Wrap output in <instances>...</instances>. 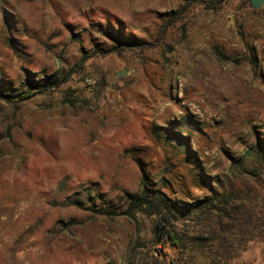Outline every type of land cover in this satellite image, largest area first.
<instances>
[{
    "label": "rangeland",
    "instance_id": "obj_1",
    "mask_svg": "<svg viewBox=\"0 0 264 264\" xmlns=\"http://www.w3.org/2000/svg\"><path fill=\"white\" fill-rule=\"evenodd\" d=\"M185 5L0 0V92L56 81L0 98V264H170L125 214L144 186L231 196V218L165 207L206 238L180 264H264V5Z\"/></svg>",
    "mask_w": 264,
    "mask_h": 264
},
{
    "label": "trees",
    "instance_id": "obj_2",
    "mask_svg": "<svg viewBox=\"0 0 264 264\" xmlns=\"http://www.w3.org/2000/svg\"><path fill=\"white\" fill-rule=\"evenodd\" d=\"M225 1L227 0H187V5H185L184 8L187 6H194L196 4L217 8ZM245 2L249 3V0H245ZM181 12L182 11L174 12L171 21H175ZM108 33L114 35L111 31H108ZM134 46L135 44L133 42H126L123 45V48H133ZM55 86L56 81L44 80L28 86L25 90L20 92H0V98L10 102L24 101L38 93H42L54 88ZM216 203L217 202L214 198H210L198 201L194 204L180 205L178 202L168 197V195L163 190L144 186L141 193L137 194L129 201L125 210V214L131 218H135L138 212L150 215L154 219L155 227L160 231L155 241L159 244L162 243L164 247H168L171 250L170 252L165 253L167 261L170 264H180L182 261L181 255L187 251L190 243H192L193 240H199V244L205 249L206 238L205 236L192 237L188 232L184 230H178L172 223L169 214L165 211V207L170 209L178 208L191 210L212 208L213 210L217 211V213H219L218 219L223 217L231 218L230 215H228L229 207H233L231 196L225 197L221 202H219V206H215ZM159 238H161V240H159ZM216 261L217 260L213 258V264H216ZM182 263L186 264L185 262Z\"/></svg>",
    "mask_w": 264,
    "mask_h": 264
},
{
    "label": "water",
    "instance_id": "obj_3",
    "mask_svg": "<svg viewBox=\"0 0 264 264\" xmlns=\"http://www.w3.org/2000/svg\"><path fill=\"white\" fill-rule=\"evenodd\" d=\"M249 2H250V4H251V6H252L253 8H255V9H260V8L263 7V5H264V0H249ZM123 74H125L124 71H120V72L118 73L119 76H122ZM156 231H157V233H158L159 229L157 228Z\"/></svg>",
    "mask_w": 264,
    "mask_h": 264
}]
</instances>
